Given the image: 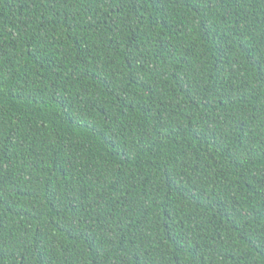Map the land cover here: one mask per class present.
Returning <instances> with one entry per match:
<instances>
[{
	"label": "trees",
	"instance_id": "trees-1",
	"mask_svg": "<svg viewBox=\"0 0 264 264\" xmlns=\"http://www.w3.org/2000/svg\"><path fill=\"white\" fill-rule=\"evenodd\" d=\"M0 264H264V0H0Z\"/></svg>",
	"mask_w": 264,
	"mask_h": 264
}]
</instances>
